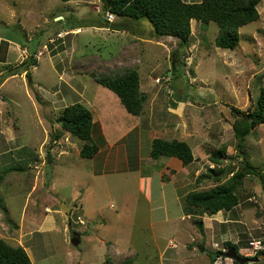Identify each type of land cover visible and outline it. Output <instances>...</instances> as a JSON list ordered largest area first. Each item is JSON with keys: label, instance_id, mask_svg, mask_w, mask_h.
Wrapping results in <instances>:
<instances>
[{"label": "rangeland", "instance_id": "rangeland-1", "mask_svg": "<svg viewBox=\"0 0 264 264\" xmlns=\"http://www.w3.org/2000/svg\"><path fill=\"white\" fill-rule=\"evenodd\" d=\"M26 1L0 0V37H14L16 43L29 49L26 55L22 47L13 45L8 50V43L0 41V128L5 140L13 139L9 150L25 146L30 150L0 156V175L7 173L0 188V231L16 239L20 232L13 223L19 224L26 217L27 222H36L35 228L54 215L53 229L35 232L27 244L34 250L35 264H105L108 254L114 264L129 260L134 264H170L160 260L161 253H173L176 259L180 251L183 255L171 264H235L226 257V242L236 244L242 257H261H256L250 243L260 241L264 247V124L240 147L234 123L257 107L264 89V1L258 6L259 20L240 29V44L234 50L216 46L219 28L214 22L202 25L193 20L190 47L182 49L176 38H149L148 24L143 28L144 38L83 25L91 17H102L93 10L95 5L102 6L101 1H79L62 8L56 7L59 0H28L30 5H25ZM76 10L85 14L82 20L69 19L63 27L81 30L69 35L59 32L63 28L53 18L59 12ZM12 13L15 24L8 25ZM74 40L77 46H73ZM175 51L181 56L177 71L172 69ZM32 56L35 61L30 60ZM123 68L136 69L140 75V90L147 99L142 115L130 114L120 98L93 76ZM15 69L14 75L3 80ZM170 73L171 78L165 79ZM77 102L95 117L93 138L101 152L94 159L82 158V141L59 124L65 109ZM156 137L185 141L193 150L195 162L189 165V172H180L173 181L180 196L178 207H184V198L191 191L227 183L232 174L216 182L208 176V169L241 170L242 151L259 175L244 178L235 209L221 211V218L203 217V233L194 224L197 217L191 216L185 220L188 233H176L172 226L177 213L165 210L161 201L155 202V189L153 200L139 194V174L128 170L125 151L121 165L108 159L111 146L125 149L133 141L140 145L144 175L164 173L162 166L168 159L150 157ZM223 148V163L216 166L211 153ZM17 158L30 163L28 169L10 170L19 165ZM138 158L132 155L129 161L134 165ZM47 166L52 169L50 181ZM170 171L164 175L166 179H172L171 173L176 172ZM6 184L9 189L5 194L1 189ZM70 208H78V215L88 225L62 223V219H70V211L65 210ZM27 222L24 234L31 232ZM72 233L82 238L77 247L71 244ZM0 239L4 238L0 235ZM185 241L188 243L183 244ZM201 248L216 254L222 251L223 255L217 254L213 261ZM248 264H264V259Z\"/></svg>", "mask_w": 264, "mask_h": 264}, {"label": "trees", "instance_id": "trees-1", "mask_svg": "<svg viewBox=\"0 0 264 264\" xmlns=\"http://www.w3.org/2000/svg\"><path fill=\"white\" fill-rule=\"evenodd\" d=\"M264 0H201L199 3H187L184 0H101L102 17H91L82 22L89 27L108 28L112 31H125L134 37L144 38L143 28L150 26V37L159 39L173 37L178 39L182 49H188L191 42L192 21L209 25L214 22L219 31L215 44L222 49H236L240 44V29L259 20L258 6ZM110 11L115 15V21L109 22L104 14ZM117 21V22H116ZM61 23H63L61 21ZM180 54L175 51L172 56L173 71H177ZM30 60H34L33 56ZM35 61V60H34ZM172 73V71H171ZM96 82L114 92L126 110L135 116L142 115L146 102V95L140 90V75L136 69L123 68L100 77L95 75ZM59 120L64 131L82 141L80 156L93 159L100 147L94 142V119L92 112L84 105L76 103L66 108ZM264 124V89L261 88L257 107L248 113H243L234 123L235 137L242 147L245 139L260 125ZM60 134L56 138H60ZM30 150H27L29 153ZM226 149H219L211 153V162L216 166L222 165ZM243 167L236 171L234 168L208 169V176L220 182L225 175L232 177L225 184H220L205 191H191L184 198V211L186 215L197 217L194 224L198 230L204 232L203 217L214 216L221 211L231 212L240 203V187L247 176L259 175L247 161V154L242 151ZM245 156V157H244ZM150 157L154 160L160 158H177L183 166L195 162L191 146L185 141L165 140L156 138L151 142ZM48 165H51V156L48 155ZM10 170L23 172L30 163H22ZM5 173L0 175V185ZM228 250L230 247L238 248L231 242L224 243ZM219 257L223 255L218 251ZM264 255V251L257 253L256 257ZM212 258V257H211ZM213 261L215 259L212 258ZM0 264H33L26 250L21 246H12L0 239ZM105 264H114L107 257ZM124 264H134L132 260ZM238 264V263H235Z\"/></svg>", "mask_w": 264, "mask_h": 264}, {"label": "crops", "instance_id": "crops-1", "mask_svg": "<svg viewBox=\"0 0 264 264\" xmlns=\"http://www.w3.org/2000/svg\"><path fill=\"white\" fill-rule=\"evenodd\" d=\"M26 1V0H25ZM28 1V0H27ZM27 1L24 3L25 5L26 4H29L30 5V1L27 3ZM61 3H60V2ZM58 2L59 3H57V5H56V7H60V8H62L63 6H66V5H68V6H72L73 4H76V3H78L79 1L82 3V4H87L88 2V0H59ZM97 1H101V0H96L94 3H97ZM185 2H187V3H190V0H184ZM192 1V0H191ZM198 3L199 2H201V0H196ZM24 4H22V5H24ZM58 4H61V5H58ZM13 6H15V5H13ZM48 7H51V6H49V5H47ZM63 11V10H62ZM77 11V10H76ZM61 12H59L58 13V15L56 16V17H54L53 18V22H55V23H57V24H59L58 26L59 27H61V28H63V29H61V31H59V32H63V33H67L68 35H69V32H73V31H75V30H81V28L80 27H77V28H74V29H70V28H66V27H63V26H65V22L66 21H69V19H74V20H82V18H83V16L85 15V14H83V13H81V12H75V13H68V12H64V13H62V14H60ZM30 13L29 12H27L25 15H26V17L29 15ZM61 15V16H60ZM23 16V15H22ZM12 20H11V22H9V21H7L6 23L9 25V23H13V24H15L14 22V18H16V16H15V14L14 13H12ZM59 17H62V19H61V21L63 22V23H61V21L59 20V21H57V18H59ZM192 22H194V21H192ZM21 24H22V19H19V21H18V25H20L21 26ZM9 27V26H8ZM88 28H90V29H102V30H107L108 32H112V30H110V29H108V28H98V27H88ZM115 32H119V31H115ZM112 33H114V32H112ZM122 33H124V34H129L128 32H125V31H122ZM71 35V34H70ZM72 35H74L73 33H72ZM67 36V35H66ZM75 36V35H74ZM27 38H28V35H27ZM26 38V39H27ZM48 38V37H47ZM15 38L14 37H10V38H3V37H0V41H5V42H7L8 43V50L13 46V45H15V46H17V47H22V49H23V52H24V54H26L27 52H28V55H29V49H28V46L26 45V44H24V43H20V42H18V43H16V40H14ZM44 39H46V38H44ZM28 40V39H27ZM65 43V42H64ZM73 46H77V44H76V40H74V43H73ZM27 55V54H26ZM80 96V95H79ZM113 96V95H112ZM115 100H117V99H115ZM78 103V102H77ZM93 117H94V115H93ZM2 120V118H1V115H0V121ZM94 121H95V117H94ZM7 124V123H6ZM2 127H3V123H2V125H1ZM5 130L7 131L8 130V127H7V125H6V127H5ZM0 134H2V136H0V156H6V154H10V155H12L14 152H25V149H26V151L27 150H29V149H27L26 148V146L25 147H20V148H17L15 151L14 150H9V148H7L8 147V144L9 143H11L12 141H13V139L12 138H10V140L8 141V140H5L4 139V136H6V135H4L3 136V134H4V131L0 128ZM126 135H123L122 136V138H124ZM162 136L164 137V135L162 134ZM156 138H158V137H156ZM156 138H154V139H156ZM153 139V140H154ZM161 139H164V138H161ZM152 140V141H153ZM119 143H124V142H119ZM138 144V143H137ZM116 145L117 144H115L113 147L111 146L110 147V150H112L111 151V153L109 154V156H108V159H109V163H112V162H110V159H112V161H114V159L116 160V162H114V164L113 165H121V164H123V159H121V156H123V154H122V152L123 151H125L124 153H125V157H126V159H127V163H128V170L129 171H131V172H137L138 174H139V183H140V187H139V194L140 195H146V196H148L149 197V199H151V200H153V195L151 196V194H153V190L155 189V191H157V195H156V193H155V195L157 196V199H156V201L155 202H158V201H161L162 202V204H161V206L165 209V210H168L170 213H172V214H176L177 213V217H176V219H177V222L172 226V229H174V228H176V233H177V231H178V233H180V232H184L185 231V233H188L187 232V230H188V224L187 223H185V220H186V217H190L189 215H186V213H185V211H184V207H182V205L181 206H177V201H179L180 200V196H179V194L177 193L178 191H177V188H175L174 186V184H173V181H174V178L175 177H177L178 175H179V173L180 172H184V171H186L187 173L189 172L188 171V167L189 166H183V164H182V162L179 160V159H177V158H167L168 159V161H167V163L164 165V166H162V170H165V172L163 173V172H157V171H155V172H151L150 174H148V175H144V173H143V171H142V168H143V165H144V160H143V158L141 157V155H139L140 154V150L141 149H138V147L140 148V145L139 146H136V144H134L133 143V141L131 142V146H126L125 145V149L123 148V149H118L117 147H116ZM129 148H131V149H129ZM138 153H137V152ZM100 152H101V148H100V150H99V152H98V154L97 155H99L100 154ZM122 154V155H121ZM14 155V154H13ZM96 155V156H97ZM116 155H118V156H116ZM133 155V157H139L137 160H136V163L133 165L130 161H129V157L130 156H132ZM139 155V156H138ZM38 156V155H37ZM95 156V157H96ZM15 157V156H14ZM26 156H22L21 158H25ZM94 157V158H95ZM21 158H17V161H22V159ZM93 158V159H94ZM4 160V159H3ZM8 166H10V165H3L2 167H8ZM170 168L171 169H173L174 171H176V172H174L173 174L171 173V175H172V179H166L165 177H164V175L166 174V173H170L171 171H170ZM7 174V173H6ZM6 176L7 175H5V177H4V180H3V182L1 183V185H0V188L2 187L3 188V183H5L4 181L6 180ZM14 183V182H13ZM8 189H9V187H7V184L5 185V189L3 190V189H1L3 192H5V194L8 192ZM176 191H175V190ZM8 194H10V193H8ZM159 197V198H158ZM162 199V200H161ZM138 202H139V200H138ZM177 202V203H176ZM152 203V202H151ZM66 211H70V213H68V214H70V219L69 218H67V220H65V221H63V219H62V223L63 222H65L66 223V221L67 222H69V225L72 227V225L74 224V225H76V224H80L81 226H87L88 225V222L83 218V216H79L78 215V213H79V209L78 208H76V209H72V208H70V210L69 209H65ZM172 210H174V211H172ZM176 210V211H175ZM7 212V211H6ZM224 212V211H223ZM221 214V212H219L218 214H216V215H214V216H212V217H215V216H220V218H221V216L222 215H220ZM54 215H48V217H46V220H45V222H44V224H42V226L41 225H38L37 224V226L35 227V228H33L34 227V224H36V222H33L32 220L31 221H29V222H27L28 221V218H24L22 221H20V223L19 224H16V223H13L14 224V226L15 227H17L18 228V232H20V235H19V238H16V239H13V238H10V237H7L6 236V234H4L3 232H1L0 231V235H1V237H3L4 239L3 240H5L7 243H9V244H11L12 246H21V247H23L25 250H26V252L28 253V255H29V257H30V259H31V261H32V263L33 264H35V262H34V256H33V254H34V250L32 249V247L31 246H28L27 244H28V242L32 239V235L35 233V232H39V231H49V230H52L53 229V227L54 226H52V225H54L55 223H54V220H55V218L53 217ZM62 218V217H61ZM60 218V219H61ZM190 219H191V217H190ZM26 222L27 223H29L28 224V226H30V229H31V232L30 233H28V234H24V229H25V227H26ZM105 221H102V225H103V223H104ZM39 228V229H38ZM22 235H23V237H22ZM78 237V239H79V243L77 244L78 246H79V244H81V241H82V238H80V236H78L77 235V233H72V239H71V244L72 245H74V246H76L77 247V245L75 244V242H76V238ZM10 240H14V242H16V243H11L10 242ZM186 243H188L187 241H185L183 244H186ZM171 247H174V243H173V241H171ZM195 250V249H194ZM190 251H192V252H194L193 250H190ZM183 251H180V253H179V256L180 255H183V254H181ZM202 252V251H201ZM109 256L108 257H110L111 259H112V255L111 254H108ZM179 256H178V258H179ZM190 256V255H189ZM178 258H176V259H174V256H173V253H168V252H166V253H164V252H162L161 253V257H160V260L162 261H166V262H176L177 263V260H178ZM182 258V257H181ZM188 258V257H187ZM184 259H186V257H184ZM180 260V259H179ZM181 260H183V259H181ZM170 263V264H171Z\"/></svg>", "mask_w": 264, "mask_h": 264}, {"label": "water", "instance_id": "water-1", "mask_svg": "<svg viewBox=\"0 0 264 264\" xmlns=\"http://www.w3.org/2000/svg\"><path fill=\"white\" fill-rule=\"evenodd\" d=\"M61 19H62V17H59V18H57V21L61 20ZM17 71H18V69H15V70L9 72L8 75H6L4 77L3 80H5L7 77H9L11 75H14V73H16ZM45 171L47 173V181H50L51 175H52L51 167L47 166ZM75 240H76L75 244L77 245L79 243L78 237ZM201 251L209 254L212 258H217L218 257V255L216 253H212V252H210V251H208V250H206L204 248H201ZM226 257L231 259V260H233V262L238 263V264L257 263L262 258L264 259V256H261V257H259L257 259L256 258L242 257V256L239 255V253L237 252L236 248H234V247H230L228 249V253L226 254Z\"/></svg>", "mask_w": 264, "mask_h": 264}, {"label": "built area", "instance_id": "built-area-1", "mask_svg": "<svg viewBox=\"0 0 264 264\" xmlns=\"http://www.w3.org/2000/svg\"><path fill=\"white\" fill-rule=\"evenodd\" d=\"M102 5V4H101ZM93 10L94 12H97L99 14H103L102 12V6H99V5H95L93 7ZM104 18L107 19V21L109 22H114L115 21V15L113 13H111L110 11H107L104 15ZM40 56L42 55V53L39 54ZM171 78V73L169 74V76H167L165 79H170ZM158 82H160V79H157ZM251 246L253 247V251H254V254L256 255L257 252L259 251H263L264 250V247L262 246L261 242L260 241H252L251 243ZM224 252V251H223ZM226 252V250H225Z\"/></svg>", "mask_w": 264, "mask_h": 264}]
</instances>
